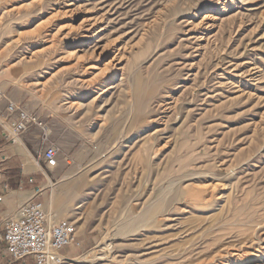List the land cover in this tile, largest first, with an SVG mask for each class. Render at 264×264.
Listing matches in <instances>:
<instances>
[{
  "label": "rangeland",
  "instance_id": "rangeland-1",
  "mask_svg": "<svg viewBox=\"0 0 264 264\" xmlns=\"http://www.w3.org/2000/svg\"><path fill=\"white\" fill-rule=\"evenodd\" d=\"M0 93L59 150L66 264H264V0H0Z\"/></svg>",
  "mask_w": 264,
  "mask_h": 264
},
{
  "label": "built area",
  "instance_id": "built-area-1",
  "mask_svg": "<svg viewBox=\"0 0 264 264\" xmlns=\"http://www.w3.org/2000/svg\"><path fill=\"white\" fill-rule=\"evenodd\" d=\"M8 118L1 122L2 138L9 144L23 142V136L35 129L40 130L42 150L37 152V164L54 166L58 159V148L47 145L49 128L34 111L18 103L7 104ZM33 184V182H31ZM44 190L37 187L36 197L43 195ZM3 240L7 252L15 262L31 260L34 264H66L63 250L67 247L79 248L81 243L75 226L68 220L52 223L44 201H28L20 209L16 218L6 220Z\"/></svg>",
  "mask_w": 264,
  "mask_h": 264
},
{
  "label": "crops",
  "instance_id": "crops-1",
  "mask_svg": "<svg viewBox=\"0 0 264 264\" xmlns=\"http://www.w3.org/2000/svg\"><path fill=\"white\" fill-rule=\"evenodd\" d=\"M1 95L0 93V97ZM0 118L6 120L8 112L0 115ZM31 134L32 132L23 136L22 144H9L2 138V125H0V264H29V261L32 262L31 260L15 262L7 252L6 243L3 240L6 220L18 217L21 207L26 202L34 199L44 201L45 194L35 198L37 187L40 188L43 185L46 177L40 171L36 157L26 145V142L32 141ZM42 148V146L38 148L37 152ZM45 188H49V185ZM47 204L46 206L51 208L50 201Z\"/></svg>",
  "mask_w": 264,
  "mask_h": 264
},
{
  "label": "bare ground",
  "instance_id": "bare-ground-1",
  "mask_svg": "<svg viewBox=\"0 0 264 264\" xmlns=\"http://www.w3.org/2000/svg\"><path fill=\"white\" fill-rule=\"evenodd\" d=\"M239 1L243 2V0H239ZM69 183H70V181H68V177H66L63 181L59 182L58 184H54L52 182L49 183V187H51V188L54 189V194H53V196L50 199V204H51V220H52V223H55V219L58 220V218H60V215L58 213L59 212L58 211L59 201L63 200L64 197H65V195H66V193L69 192V189H71V187H69L70 186ZM59 186H60V189L58 191L55 190L56 187H59ZM127 226H128L127 224H124V225L122 224V226L117 227V229L115 230V233L122 234L124 232L125 228H127ZM143 226H141V227H143ZM110 235L111 234L108 233V235L105 236L104 239L101 242V247H103L102 250H105V251L107 250L108 251V254H111L112 253V250H110V245H109L111 243V240H112V237ZM65 260L67 261L69 259L68 258L67 259L65 258Z\"/></svg>",
  "mask_w": 264,
  "mask_h": 264
}]
</instances>
